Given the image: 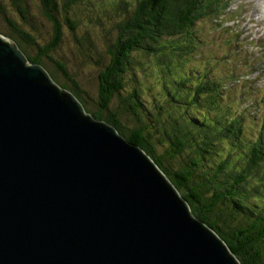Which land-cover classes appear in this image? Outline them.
Segmentation results:
<instances>
[{
  "label": "trees",
  "instance_id": "obj_1",
  "mask_svg": "<svg viewBox=\"0 0 264 264\" xmlns=\"http://www.w3.org/2000/svg\"><path fill=\"white\" fill-rule=\"evenodd\" d=\"M227 1L0 0V35L141 148L241 264H264V123L257 136L247 134L251 112L235 110L234 84H249L236 71L244 64L236 39L204 38L210 14ZM45 25L50 37L40 42L34 29ZM66 32L71 58L59 54ZM210 42L220 52L198 54ZM227 62L238 63L225 70ZM90 65L94 97L79 81ZM141 65L152 80L148 99L129 74Z\"/></svg>",
  "mask_w": 264,
  "mask_h": 264
},
{
  "label": "water",
  "instance_id": "obj_2",
  "mask_svg": "<svg viewBox=\"0 0 264 264\" xmlns=\"http://www.w3.org/2000/svg\"><path fill=\"white\" fill-rule=\"evenodd\" d=\"M0 264H241L141 149L0 35Z\"/></svg>",
  "mask_w": 264,
  "mask_h": 264
},
{
  "label": "rangeland",
  "instance_id": "obj_3",
  "mask_svg": "<svg viewBox=\"0 0 264 264\" xmlns=\"http://www.w3.org/2000/svg\"><path fill=\"white\" fill-rule=\"evenodd\" d=\"M31 6L33 7L32 4ZM15 18L18 17L15 16ZM209 18L208 21H210L212 25H206L204 28V38L207 37V34H210L213 39V32H225L229 35H234L237 41V47H240L238 52H242L235 57L244 62V65L236 71L243 72V74L248 73L252 68V65L250 64H254V70L251 71V76L242 78L249 84H234L233 90L234 95L239 100V104H237L235 110L238 109V105H243L246 112H251L250 115L253 121L249 119L246 123L252 128L247 130V134L257 136L259 134L258 130L262 128V123H264V121L262 122L264 118V100L262 99V91L264 89V0H228L225 9L221 8V11L217 14H213L212 12ZM88 27L91 28V32L94 35H97L98 31L93 25H89ZM50 33L51 31L46 25L34 29V34L40 42L49 38ZM64 39L65 42L60 48L59 54L63 58H71L72 49L70 43L72 40L68 32H66ZM210 43L212 44L208 45L212 46H206L204 50H198V54L202 52L204 57H213L220 52L217 50L219 46L214 49L213 46L215 47V44L213 42ZM194 63L195 62H193L192 65ZM237 63L238 62H236V64ZM236 64L227 62L224 63L225 67L223 68L228 70L234 68ZM95 67V65H90L88 68L83 69L80 72L79 79L83 88L87 90L92 97L96 94L94 80ZM129 74L135 76V78L145 86L142 87L141 95L144 97L143 99H148L146 86L148 83H151L152 80L150 75L144 76V67L142 65L136 66L131 72H129ZM258 173H260V169L258 170Z\"/></svg>",
  "mask_w": 264,
  "mask_h": 264
},
{
  "label": "bare ground",
  "instance_id": "obj_4",
  "mask_svg": "<svg viewBox=\"0 0 264 264\" xmlns=\"http://www.w3.org/2000/svg\"><path fill=\"white\" fill-rule=\"evenodd\" d=\"M98 121H100V120H98Z\"/></svg>",
  "mask_w": 264,
  "mask_h": 264
}]
</instances>
